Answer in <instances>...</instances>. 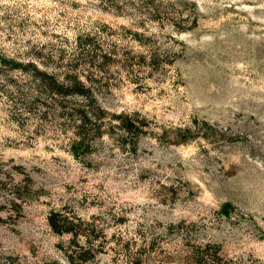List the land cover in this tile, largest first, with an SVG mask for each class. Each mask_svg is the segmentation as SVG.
<instances>
[{"label": "rangeland", "instance_id": "rangeland-1", "mask_svg": "<svg viewBox=\"0 0 264 264\" xmlns=\"http://www.w3.org/2000/svg\"><path fill=\"white\" fill-rule=\"evenodd\" d=\"M94 31L158 60L127 69L120 54L96 72L110 120L80 154L71 132L14 119L6 90L30 83L28 60L53 70ZM0 56L15 60L0 63V258L134 264L153 240L175 256L188 239L264 262V0H0ZM53 210L95 225L79 236L87 259L71 258L76 236L51 228Z\"/></svg>", "mask_w": 264, "mask_h": 264}, {"label": "trees", "instance_id": "trees-1", "mask_svg": "<svg viewBox=\"0 0 264 264\" xmlns=\"http://www.w3.org/2000/svg\"><path fill=\"white\" fill-rule=\"evenodd\" d=\"M100 34V31H94L77 36L75 46L72 49L73 53L65 56L67 50H61L60 60L57 62L58 66L53 70L41 68L36 60H28L27 66L33 68L29 78L30 83H18L15 92L6 90L7 96L17 100L16 110L12 113L14 119L21 124L26 122L30 125L33 114H37V121H39L37 125H43L50 121L59 127L61 132H71L72 136H68V141L73 153L87 152L96 137L103 133L106 121L110 120V117L107 116L108 110L97 95V90L100 88L98 85L102 86L103 83L96 72H108L112 63L118 61L117 56L120 54L125 56L120 66L127 69L135 61L138 64L147 62L152 67L157 64L158 60L157 54L136 55L133 50L127 48H122L119 51L117 45L104 49L99 40ZM1 62H4L5 65H13L12 67L15 68L13 58L8 59L0 56ZM141 123L130 118L124 127L127 130H134L135 133H142L144 130ZM109 124L114 126L112 122ZM8 203L10 205L16 204V198L9 199ZM48 223L56 232L62 234L69 232L76 236V239L73 240V247L75 248H72L74 252L71 255L72 259L74 257L82 260L87 259L91 252H95L96 248L93 246L85 247L80 244L79 240L81 235L85 237L94 235V229L84 228L86 225L93 226V223L89 224L74 212L65 213V211L56 210L50 212ZM156 244V240H153L147 248L143 247L144 252H139V256L134 258L133 263L236 264L235 258L222 255L219 246L215 243L200 244L187 239L182 242V246L175 256L167 252L164 247L158 248ZM99 247L101 249L103 245ZM154 250L159 256L155 259L151 257ZM143 255L145 258H142ZM238 261H236L237 264H245L241 260ZM0 264L31 263L27 255L10 253L2 254ZM248 264H264V262L252 260Z\"/></svg>", "mask_w": 264, "mask_h": 264}]
</instances>
